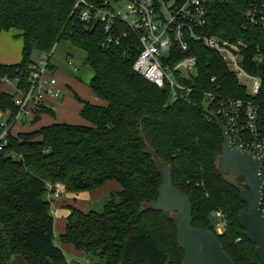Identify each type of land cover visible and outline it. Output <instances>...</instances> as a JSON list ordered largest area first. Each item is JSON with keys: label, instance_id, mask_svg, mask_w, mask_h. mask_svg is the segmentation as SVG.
<instances>
[{"label": "trees", "instance_id": "trees-1", "mask_svg": "<svg viewBox=\"0 0 264 264\" xmlns=\"http://www.w3.org/2000/svg\"><path fill=\"white\" fill-rule=\"evenodd\" d=\"M86 1L95 8L103 5V0ZM252 1L208 0V22L201 33L246 42L243 65L262 79L263 97L264 30L245 27L244 19ZM77 3L0 0V34L17 30L23 40L22 60L0 64V77H20L27 90L35 55L66 40L86 52L94 72L89 86L104 102L76 95L86 123L15 127L10 133L0 152V264H12L17 255L26 264H70L56 243L48 185L62 184L67 193H78L97 190L108 181L118 182L121 190L112 193L103 211L69 207L62 243L87 258H100L99 264H182L178 213L150 207L158 199L162 177L148 147L172 168L175 186L190 197L193 225L213 231L236 264H262L239 223V214L247 209L241 198L244 183L219 170L223 134L202 98L194 106L170 103L169 91L133 69L142 48L136 33L120 20L113 21L109 32L106 23L83 20L86 5ZM109 37L118 42H108ZM192 47L199 60L200 90L248 97L217 53L202 42L193 41ZM14 98L1 92L0 108L16 113ZM45 113L56 117L43 105L32 125ZM216 211H222L227 222L222 234L216 230Z\"/></svg>", "mask_w": 264, "mask_h": 264}, {"label": "built area", "instance_id": "built-area-1", "mask_svg": "<svg viewBox=\"0 0 264 264\" xmlns=\"http://www.w3.org/2000/svg\"><path fill=\"white\" fill-rule=\"evenodd\" d=\"M80 3L86 5L83 20L106 23L108 32L113 21L120 20L136 33L142 48L133 69L158 88L169 91L170 103L183 101L194 106L202 98L201 103L208 114L227 129L235 149L247 152L253 158H264L262 79L249 73L243 65L246 42L201 33L208 22V0H103V5L98 8L86 0H78L77 5ZM244 19L245 27L264 30V0H253L244 13ZM113 41L114 38H108V42ZM193 41L202 42L217 53L242 86L246 87L242 84L244 78L251 81L252 90L246 87L247 98L216 90H200L196 86L200 82V75ZM56 46L49 52L39 54L31 62L27 90L20 84V77H1V83L11 87L10 94L15 95L17 112L0 108V152L8 145L9 135L15 127L32 125L35 115L46 104L47 96L56 99L62 95L63 89L58 85L51 64ZM67 62L72 72H79L72 57H68ZM216 80V76L211 79L212 82ZM262 177L264 181V163ZM62 186L49 184L47 199L53 202L61 197ZM261 214L264 216V184ZM213 216L216 230L222 234L227 224L225 215L222 211H216Z\"/></svg>", "mask_w": 264, "mask_h": 264}, {"label": "water", "instance_id": "water-1", "mask_svg": "<svg viewBox=\"0 0 264 264\" xmlns=\"http://www.w3.org/2000/svg\"><path fill=\"white\" fill-rule=\"evenodd\" d=\"M219 126L223 134L219 170L224 175H232L236 180L245 178L247 188L242 190L241 198L247 204V209L239 214V223L246 238L256 245L257 256L264 264V216L261 214L264 181L259 174L264 158H253L249 153L235 149L227 129L221 123ZM147 150L153 156L162 177L158 199L150 207L164 213H178L175 227L177 242L184 250L182 264H236L213 231L193 225V204L190 197L175 186L172 168L154 150L149 147ZM12 264L26 262L22 256L17 255Z\"/></svg>", "mask_w": 264, "mask_h": 264}, {"label": "crops", "instance_id": "crops-1", "mask_svg": "<svg viewBox=\"0 0 264 264\" xmlns=\"http://www.w3.org/2000/svg\"><path fill=\"white\" fill-rule=\"evenodd\" d=\"M68 44H66V46L64 47L63 50V55L62 56H57L55 57L54 60H52L54 58V55L51 58V64L53 66L54 72H55V76L58 79V85L63 89V93L59 98H52L50 96L46 97V104L48 107H50L52 110L58 108L59 110H61V112L58 114L56 113V111L54 110V112L56 113V117L54 120H51L49 123L46 122V120L48 119V115L45 113L41 116L40 121L33 125L30 126H25V129H36L42 126H46L49 124H52L54 122H67V123H72V124H81L84 123L82 121L79 120H75L72 121V118L69 117H73L74 115L78 116L77 114H74V110L77 109L76 108V98H74L73 96L76 94L77 96L81 97L82 99L83 96L80 95V91H87L88 88L90 87L89 84L92 80V77L94 76V72L92 70V75H86L85 73H81L82 71L80 70L78 73H74L71 71L68 62H67V58L68 57H73V55H76L78 51H76L75 47L72 46L68 41H66ZM22 48H23V40L18 43L12 41V39H8L7 41V50L0 56V64H4V65H14L19 63L22 60ZM85 52V51H84ZM55 54V53H54ZM38 56V55H37ZM37 56H35L34 58H36ZM85 56L87 58V54L85 52ZM19 59H21L19 61ZM86 60V59H85ZM84 79V81H86L87 83H82L79 82L78 80L82 81ZM88 84V86H87ZM91 89V88H90ZM11 87H6L4 84L1 83V77H0V93L1 92H6L9 93L11 92ZM71 94L72 98L70 97ZM68 95V96H67ZM86 95V94H85ZM86 99L92 103H104L103 101H101L92 91V93H90V98H87L88 95L85 96ZM97 98V99H96ZM74 102V104H73ZM81 103L78 104V109H77V113H80L81 110ZM51 118V117H50ZM53 119V118H51ZM63 119H68V120H63ZM74 119V118H73ZM47 123V124H45ZM63 187V194L67 195L68 193L66 192L65 186ZM121 190V185L116 182V181H108L103 187L91 191L90 196L92 199H100L103 197H106L109 193H111L112 191H120ZM61 195L64 196V195ZM69 195V194H68ZM72 201V198H64L63 201H61L59 203V206L62 207H72L73 205L69 204L68 201ZM56 199L52 202V207H53V203H55ZM75 201H77V199L75 198ZM78 208V207H77ZM69 209V208H68ZM80 209V208H78ZM82 210V209H80ZM83 211V210H82ZM85 212V211H84ZM88 212V211H87ZM65 228H66V221L64 222V227L61 230V235L65 232ZM55 234H56V228H55ZM57 243V242H56ZM64 252L68 253V252H72L78 256H81L83 258H85V254L82 252H78L74 249V247L71 244H61L60 245ZM66 253V256H67ZM68 258V256H67ZM70 264H72L73 262L68 258Z\"/></svg>", "mask_w": 264, "mask_h": 264}, {"label": "rangeland", "instance_id": "rangeland-1", "mask_svg": "<svg viewBox=\"0 0 264 264\" xmlns=\"http://www.w3.org/2000/svg\"><path fill=\"white\" fill-rule=\"evenodd\" d=\"M8 39H12V41H14L16 43L18 41V43H20L22 41V38L20 36V31H17V30L3 31L0 34V56L7 50ZM66 44H68L66 42V40H62L61 42H59L57 44L55 54H54V58L52 60H54L55 57H57V56L63 55V50H64V47L66 46ZM75 49L78 52L76 55H73V57H72L74 65L76 67H78L79 71L80 70L82 71L81 72L82 74L85 73L86 75L91 76L93 72H92L90 66L86 63L85 52L82 49H79L76 47H75ZM35 56H37V55H35ZM20 60L21 59H19V61ZM69 67L71 69L70 65H69ZM78 81L85 83V84L87 83L86 81H84V79L82 81H80V80H78ZM242 84L245 85L249 91L252 90V83L249 79L244 78L242 80ZM87 86H88V84H87ZM79 93L81 96H83L84 99H86V97H85L86 95H88L87 98H90V93H92V90L89 87L87 91H80ZM68 95H70V97L72 98L71 94H68ZM73 97L76 98V104H74V102H73V104L76 105V108L78 109V104L80 102L77 99L76 94ZM77 109L74 110V112H75L74 114H77L78 116L74 115L73 117H69V118H72L71 119L72 121H75L77 119L79 121L86 123V121L80 116V113L78 114L76 112ZM54 110L58 114L61 112V110H59L58 108H56ZM47 115H48V117H47L48 119L46 120L47 123H49L51 120L55 119L50 114H47ZM50 117L53 119H51ZM63 120H68V119H63ZM47 123H45V124H47ZM112 193H116V191H112L106 197L100 198L99 200L98 199H92L89 192L68 193L69 195L63 194L64 196L57 198L55 203H53V207H52L53 208V216L55 218L56 242H57V244H59V245L63 244L61 241V230L64 227V222L66 221L67 215L70 213V209H68L69 207L59 206V203L61 201H63L64 198L71 197L73 202L67 200L68 203L70 202L69 204L73 205L72 207H78L85 212L90 211V210H95V211L101 212V211H103L106 202L111 198ZM75 198L77 199V201H75ZM67 256L73 262L72 264H99L100 262H102L100 258H96V257H91V258L85 257V258H83L81 256H78V255L72 253V252H68Z\"/></svg>", "mask_w": 264, "mask_h": 264}, {"label": "flooded vegetation", "instance_id": "flooded-vegetation-1", "mask_svg": "<svg viewBox=\"0 0 264 264\" xmlns=\"http://www.w3.org/2000/svg\"><path fill=\"white\" fill-rule=\"evenodd\" d=\"M260 176L262 178V166H261V170H260ZM239 180H242V182L244 183V189H246L247 187L245 186V178H240Z\"/></svg>", "mask_w": 264, "mask_h": 264}]
</instances>
